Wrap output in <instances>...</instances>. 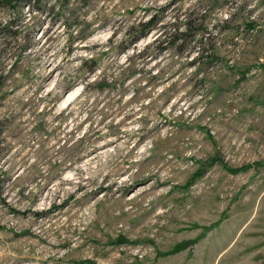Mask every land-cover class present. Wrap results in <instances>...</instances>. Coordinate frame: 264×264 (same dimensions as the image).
Wrapping results in <instances>:
<instances>
[{
    "label": "rangeland",
    "instance_id": "obj_1",
    "mask_svg": "<svg viewBox=\"0 0 264 264\" xmlns=\"http://www.w3.org/2000/svg\"><path fill=\"white\" fill-rule=\"evenodd\" d=\"M3 23L0 264H264V0Z\"/></svg>",
    "mask_w": 264,
    "mask_h": 264
},
{
    "label": "trees",
    "instance_id": "obj_2",
    "mask_svg": "<svg viewBox=\"0 0 264 264\" xmlns=\"http://www.w3.org/2000/svg\"><path fill=\"white\" fill-rule=\"evenodd\" d=\"M12 1H14V2L16 3L17 1L19 2L20 0H12ZM21 1H22V0H21ZM0 27H1V28H6V29L8 30V28H7L8 25L5 24V23L1 24ZM145 28H146V27H143V28H141V30H144ZM11 32H12V34H14V33L16 34L15 29H12ZM144 32H145V30H144V31H141V32H140V35H141L142 33H144Z\"/></svg>",
    "mask_w": 264,
    "mask_h": 264
}]
</instances>
